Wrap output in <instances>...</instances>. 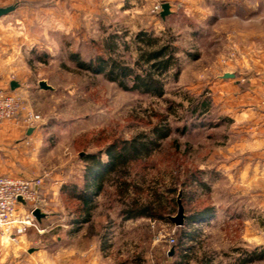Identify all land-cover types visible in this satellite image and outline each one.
<instances>
[{"label":"rangeland","instance_id":"1","mask_svg":"<svg viewBox=\"0 0 264 264\" xmlns=\"http://www.w3.org/2000/svg\"><path fill=\"white\" fill-rule=\"evenodd\" d=\"M164 2L173 5L165 19ZM11 4L16 10L0 18V65L10 78L27 74L35 90L41 79L54 88L33 97L34 104L24 99L42 117V172L67 175L80 193L89 154L105 160L116 142L157 139L147 161L119 166L124 175L106 172L93 196L85 233L105 247L104 264H200L209 257L212 264H242L253 256L243 264H264V150L242 145L252 136L227 120L230 90L221 77L230 70L243 81L264 75V0H155L150 12L158 18H116L106 7L101 18L96 0H0V7ZM148 36L177 50V64L161 76L163 96L126 90L77 61L112 56L141 72L135 62ZM205 97L208 109L188 110ZM160 122L172 128L167 137L154 131ZM72 190L64 197L67 220L81 204ZM178 198L186 214L181 227L198 234L169 258L171 239L176 242L181 230L168 220L178 212ZM134 199L172 212L167 220L125 219L123 205ZM206 208L212 214L188 223L190 213Z\"/></svg>","mask_w":264,"mask_h":264},{"label":"crops","instance_id":"2","mask_svg":"<svg viewBox=\"0 0 264 264\" xmlns=\"http://www.w3.org/2000/svg\"><path fill=\"white\" fill-rule=\"evenodd\" d=\"M105 1L96 0L101 18L105 7L112 9L116 18H158L150 12L155 0H109L111 4L108 5L104 4ZM27 76L23 74L10 78L6 65H0V87L21 94L27 101L31 98L34 104L32 98H44L47 96L46 90L31 88ZM245 77V81L239 80L235 73L234 78H225L228 82L224 83V87L230 90V114L226 118L231 125L233 122L240 125L241 135L252 136L242 145L252 150H264V75ZM13 82L17 84L14 88ZM233 106L237 110L234 114ZM21 117L0 121V168L7 174L17 176L39 177L46 174L36 204L45 214L38 220L45 231L39 233L30 228L19 236L17 242L0 235V264H104L105 247L99 244V239H90L85 233L93 221L83 222L77 215L72 218L74 214H70L67 220L64 197H67V188L73 189L70 193L74 195L77 185L73 182L68 185L67 175L40 170L46 160L41 154V129L26 125ZM19 211L23 212L24 208L21 207Z\"/></svg>","mask_w":264,"mask_h":264},{"label":"trees","instance_id":"3","mask_svg":"<svg viewBox=\"0 0 264 264\" xmlns=\"http://www.w3.org/2000/svg\"><path fill=\"white\" fill-rule=\"evenodd\" d=\"M145 43L146 48H139V57L135 62L137 67H139V69L141 68V72H137L136 69L127 65L124 61H120L112 56L108 59L104 56H96L88 62L80 59L77 61L82 68L89 69L94 73L105 72L109 80L118 82L119 85L126 90H138L153 93L157 96H163L165 90L161 76L172 66L177 64V58L175 56L177 50L170 41L160 43L159 38H152L151 36H148ZM110 48L113 50L114 46H110ZM75 58H78V56H75ZM144 63L148 64L149 67L146 69L142 68ZM177 75L178 73L176 76ZM129 81L131 83H129ZM209 106L210 98L208 97H205L203 100L194 99L188 107V110L195 114H201L208 109ZM160 123L154 126V131L159 134V138L167 137L171 133L172 128L168 122ZM149 144L157 146V139L138 141V139L135 138L129 141H121L120 145L119 142H116L105 151L107 155L105 160L99 154H89L86 157L88 161H91L90 166H88L87 172L85 173L86 181L82 192L76 193L75 191L74 194L81 200L80 207L75 210L79 220L83 222L92 220V211L96 206V204L93 203V196L103 189L106 172L109 173L114 170L117 174L124 175L126 170H123L122 172L118 171L119 166H128L132 161H143L144 163L149 157ZM121 182L126 185V187L129 186L125 180H121ZM171 212L172 211H167L166 207L160 203H141L136 199L124 203L122 209V214L125 219L147 216L154 219L167 220L166 217ZM210 214H212L211 208H206L201 211H193L187 216L188 223L204 219ZM180 229L176 242L173 244V247L175 248L174 256L178 254L180 255L185 249L186 243L192 241L198 234L196 229L191 231L186 227H181ZM254 257L255 256L248 260H252ZM202 260L200 261V264H212L211 257L204 261ZM248 260H244L243 263H247ZM173 264H183V261H174Z\"/></svg>","mask_w":264,"mask_h":264},{"label":"built area","instance_id":"4","mask_svg":"<svg viewBox=\"0 0 264 264\" xmlns=\"http://www.w3.org/2000/svg\"><path fill=\"white\" fill-rule=\"evenodd\" d=\"M161 8V4L156 9ZM22 116L26 125L37 127L42 120L41 114L34 112L25 103L20 94L0 88V121L12 120ZM46 174L39 177L17 176L3 172L0 168V235L17 242L19 236L34 228L37 232L45 230L40 227L33 212L39 200V190ZM22 197L27 205L18 201ZM24 211H19L20 208ZM171 245L175 239H171Z\"/></svg>","mask_w":264,"mask_h":264},{"label":"water","instance_id":"5","mask_svg":"<svg viewBox=\"0 0 264 264\" xmlns=\"http://www.w3.org/2000/svg\"><path fill=\"white\" fill-rule=\"evenodd\" d=\"M17 8L16 4H11L8 6H2L0 7V18L6 15H9L10 13H12L13 11H15ZM172 10H171V4L169 2H164L162 4V11L160 12V15L163 19L166 18L167 15L171 14ZM222 78H234L235 74L231 73V72H225L222 76ZM15 85H17L15 82L12 83V87L14 88ZM39 86L41 89L43 90H54L53 86H51L46 80H41L39 82ZM18 201L23 203L24 205H27V202L22 198L19 197ZM178 212L176 215H172V216H168V220L173 223L175 226L177 227H181L185 224L186 221V214H185V209L183 204L181 203L180 198H178ZM34 216L37 218V220H41L42 217H44L45 214H43L41 212L40 208H36L33 212ZM175 248L172 247L169 255L172 256L174 254Z\"/></svg>","mask_w":264,"mask_h":264}]
</instances>
